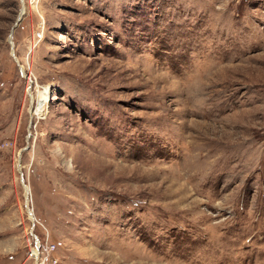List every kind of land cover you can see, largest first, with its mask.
Listing matches in <instances>:
<instances>
[{"label": "rangeland", "instance_id": "374dc122", "mask_svg": "<svg viewBox=\"0 0 264 264\" xmlns=\"http://www.w3.org/2000/svg\"><path fill=\"white\" fill-rule=\"evenodd\" d=\"M46 242L264 264V0H0V264Z\"/></svg>", "mask_w": 264, "mask_h": 264}, {"label": "built area", "instance_id": "2783aa9c", "mask_svg": "<svg viewBox=\"0 0 264 264\" xmlns=\"http://www.w3.org/2000/svg\"><path fill=\"white\" fill-rule=\"evenodd\" d=\"M39 246L41 247V253H40V255H39V262H38V264H42V262H41V257L44 258V262H45L46 259H49V255H50L52 249H53L55 246H54V244H48L47 242H46V244H45L44 247H42V245H40V244H36V245H35V248H34L35 251H36V249L39 248ZM30 255H31V256H34V257L37 258V254H35L34 251H33ZM56 261H57V260L54 259V258L50 259V262H51V263H56Z\"/></svg>", "mask_w": 264, "mask_h": 264}, {"label": "bare ground", "instance_id": "6f19581e", "mask_svg": "<svg viewBox=\"0 0 264 264\" xmlns=\"http://www.w3.org/2000/svg\"><path fill=\"white\" fill-rule=\"evenodd\" d=\"M34 252H35V254H37V252L35 251V249H34ZM38 264V263H37Z\"/></svg>", "mask_w": 264, "mask_h": 264}, {"label": "water", "instance_id": "95a60500", "mask_svg": "<svg viewBox=\"0 0 264 264\" xmlns=\"http://www.w3.org/2000/svg\"><path fill=\"white\" fill-rule=\"evenodd\" d=\"M11 37V36H10ZM28 207V206H27Z\"/></svg>", "mask_w": 264, "mask_h": 264}]
</instances>
